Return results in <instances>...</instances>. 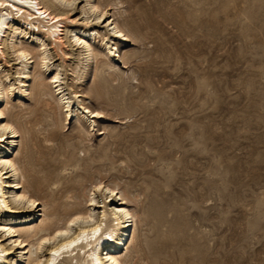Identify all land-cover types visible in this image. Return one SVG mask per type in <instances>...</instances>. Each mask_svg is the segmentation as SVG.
I'll return each instance as SVG.
<instances>
[{
	"label": "rangeland",
	"instance_id": "1",
	"mask_svg": "<svg viewBox=\"0 0 264 264\" xmlns=\"http://www.w3.org/2000/svg\"><path fill=\"white\" fill-rule=\"evenodd\" d=\"M88 1L77 0L66 9L72 18L88 19L104 34L108 20L99 24L87 12ZM96 1H122L107 17L114 14L119 24L133 31L131 17L141 10L151 19L152 29L143 31L142 40L133 35L126 42L117 40L128 63L116 65L123 76L113 84L124 83L125 101L112 99L120 97V91L112 96L97 93L96 64L84 61L82 74L78 46L68 48V60L49 47V71L42 76L45 103L37 101L35 79L29 82V97L19 99L15 92L9 99V110L33 130L31 149L44 148L42 160L49 165L37 176L65 175L62 182L75 184L83 196L97 181L118 183L131 196L139 194V200L147 199L149 182H155L158 194L168 201V212L158 220L153 208L130 202L138 226L135 242L122 251L128 264L137 262L140 248L149 255L140 264H264V0ZM159 38L166 40L165 49ZM21 40L24 46L33 45L29 35ZM100 40L98 36L94 47L103 50ZM7 60L10 65H2L1 71L18 84V71L25 65L14 53L7 54ZM60 63L65 92L75 90L83 95L79 100L85 106L103 111L94 131L85 120V128L75 119L66 122L64 110L57 108L49 76ZM30 66L38 70L35 63ZM36 119L42 122L35 124ZM51 119L57 125H45ZM53 127L59 134L48 143L44 138ZM29 135L23 134L20 153L12 156L22 162ZM76 158L78 171L69 165ZM26 174L30 180L31 173ZM34 188L29 192L42 198L50 212L46 188ZM166 189L168 196L163 194ZM29 214L7 211L2 219H26ZM164 220L168 233V226L162 227L165 234L149 230V222L158 226ZM1 234L12 248L4 264L23 262L16 238L3 230Z\"/></svg>",
	"mask_w": 264,
	"mask_h": 264
},
{
	"label": "bare ground",
	"instance_id": "2",
	"mask_svg": "<svg viewBox=\"0 0 264 264\" xmlns=\"http://www.w3.org/2000/svg\"><path fill=\"white\" fill-rule=\"evenodd\" d=\"M76 1L0 0V230L16 238L14 241L21 245L23 262L18 264H128L126 255H123L122 251L129 250L131 244L135 242L138 226L137 215L130 208V202H141L143 208L148 207L150 210L153 208L154 217L158 220L163 218L165 212H168L165 211L168 201L162 194H158V185L153 181L149 182L151 186L147 188L148 200L141 198L139 200V194L131 196L130 193L121 189L118 183L97 181L88 190L87 195L83 196L77 194L75 184L62 182L67 178L64 177L65 175L63 178L52 176L49 178L44 174L40 178L37 176L46 171L49 165L48 161L42 160L45 153L44 148L31 149L30 143L36 140L33 130L25 128L24 124L18 121L17 114L9 110V99L14 96L15 92L19 99L29 97L31 95L29 82L35 79L33 90L37 101L45 103L43 97L46 94V86L42 76L49 71L48 63L51 60L50 55L47 54L49 47L56 54L61 52L63 59L68 60L72 54L68 48L78 46L83 53V59L78 64L82 74L85 72L84 61L96 64L95 88L97 93L112 96L110 93L120 91V97L112 99L125 101L128 95L123 89L124 83L115 86L113 84L116 78L121 79L123 76L115 69L116 65L120 61L126 67L128 63V60L121 56L117 42L130 40V35L142 40L146 35L143 31L152 29L151 19L140 12L141 10H137L131 17L133 25L136 26L135 31L119 24L114 14L107 17L109 11L112 10L111 7L118 9V4L122 1L104 4L89 0L87 12L91 13L99 24L108 20L106 31L101 34L97 26L91 24L88 19L79 22L70 16V10L66 8L73 6ZM16 17L18 19H15ZM28 35L34 46L22 44V37ZM98 36L101 37V43L105 45L103 50L94 47ZM158 41L165 49L166 40L159 38ZM9 53H14L20 63L25 65L22 70L18 71L21 75L18 84L16 79L14 82L9 81L8 74L1 71L2 65H10V61L7 60ZM106 59H109V62ZM32 63L37 65L36 72H33L30 66ZM62 66V63L56 65L55 71L49 76L50 82L55 85L57 108L64 110L66 122L75 119L83 128V120H85L94 131L96 118L103 117V111L85 106L83 99L79 100V97L83 95L77 91L65 92L61 81ZM119 70L124 72L122 68ZM69 88L71 89L70 85ZM40 122L42 121L36 119L34 123L39 124ZM57 122L51 119L45 125L55 126ZM54 128L44 138L48 143L58 137L59 131ZM27 131L30 135L26 139L27 153L22 162L20 157L12 156L20 153L21 141L19 139ZM35 145L38 144L35 143ZM45 149L51 151L52 148L45 147ZM79 161L76 158L70 161L69 165H74L78 171L81 166ZM64 165L61 167L66 171ZM27 172L31 173L30 180L25 178ZM169 186L168 183L166 187ZM7 187L17 188V190L11 189L10 191ZM29 187L46 188L47 193L44 191V196L49 199L50 212L45 210L47 204L42 198L39 199L29 192ZM163 192L166 196L170 194L169 189ZM169 208H167L169 212L173 211ZM7 211L14 214L25 212L31 214L25 217L26 219L9 218L6 221L2 219V216ZM148 218L147 215L146 219ZM164 221L159 222L158 226L147 223L150 226L149 230L165 234L162 227L168 226L166 231L168 233L170 226ZM5 238V235H0V264L7 261V255L12 250L8 244L4 243ZM139 252L140 255L134 264L142 263L149 256L144 248H140Z\"/></svg>",
	"mask_w": 264,
	"mask_h": 264
}]
</instances>
